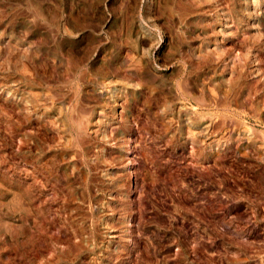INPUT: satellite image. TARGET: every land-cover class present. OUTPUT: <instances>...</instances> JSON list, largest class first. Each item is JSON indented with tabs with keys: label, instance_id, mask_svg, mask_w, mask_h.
Listing matches in <instances>:
<instances>
[{
	"label": "rangeland",
	"instance_id": "obj_1",
	"mask_svg": "<svg viewBox=\"0 0 264 264\" xmlns=\"http://www.w3.org/2000/svg\"><path fill=\"white\" fill-rule=\"evenodd\" d=\"M0 264H264V0H0Z\"/></svg>",
	"mask_w": 264,
	"mask_h": 264
}]
</instances>
